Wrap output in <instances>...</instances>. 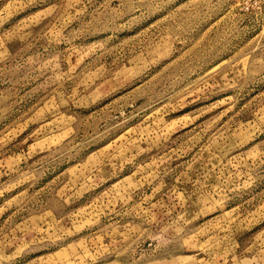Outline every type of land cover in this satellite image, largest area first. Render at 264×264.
I'll list each match as a JSON object with an SVG mask.
<instances>
[{"label": "rangeland", "instance_id": "rangeland-1", "mask_svg": "<svg viewBox=\"0 0 264 264\" xmlns=\"http://www.w3.org/2000/svg\"><path fill=\"white\" fill-rule=\"evenodd\" d=\"M0 264H264V0H0Z\"/></svg>", "mask_w": 264, "mask_h": 264}]
</instances>
